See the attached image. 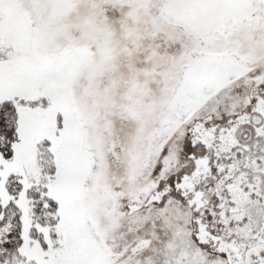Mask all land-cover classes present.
Segmentation results:
<instances>
[{
  "label": "snow or ice",
  "instance_id": "obj_1",
  "mask_svg": "<svg viewBox=\"0 0 264 264\" xmlns=\"http://www.w3.org/2000/svg\"><path fill=\"white\" fill-rule=\"evenodd\" d=\"M0 264H264V0H0Z\"/></svg>",
  "mask_w": 264,
  "mask_h": 264
}]
</instances>
